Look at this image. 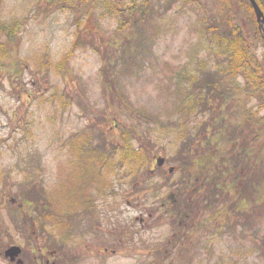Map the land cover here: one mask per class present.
Segmentation results:
<instances>
[{
	"label": "rangeland",
	"instance_id": "rangeland-1",
	"mask_svg": "<svg viewBox=\"0 0 264 264\" xmlns=\"http://www.w3.org/2000/svg\"><path fill=\"white\" fill-rule=\"evenodd\" d=\"M226 17L261 58L262 32L246 0H0V47L11 52L0 66V264H10L2 254L9 244L49 246L46 256L57 251L59 264H264V208L256 193L254 201L244 197L251 209L242 206L247 199L237 205L249 214L234 228L219 221L182 236L173 215L184 187L193 185V166L184 171L181 158L194 156L202 137L236 140L231 182L211 187L228 190L224 197L202 194L196 205L184 197L183 209L211 201L224 210L247 177L264 176V142L248 120L264 115V103L246 95L222 102L225 90L211 84L222 55L207 30L225 33ZM128 18L133 26L122 29ZM199 91L206 103L192 110L188 103ZM72 138L87 139L84 157L72 155ZM125 142L146 163H120ZM94 149L115 166L100 181ZM158 157L165 160L160 167ZM98 184L110 187L102 193ZM75 187H85L89 210L77 197L65 199L77 195ZM171 193L176 206L167 208ZM49 194L75 227L66 219L62 229L34 223L37 209L50 208ZM212 211L198 209L196 224L211 222Z\"/></svg>",
	"mask_w": 264,
	"mask_h": 264
},
{
	"label": "trees",
	"instance_id": "trees-1",
	"mask_svg": "<svg viewBox=\"0 0 264 264\" xmlns=\"http://www.w3.org/2000/svg\"><path fill=\"white\" fill-rule=\"evenodd\" d=\"M246 1L249 12L251 13L252 16H254L252 7L250 6L248 0ZM256 1L264 13V0H256ZM144 3H147V0H144ZM131 4L135 5L136 0H131ZM131 13L132 14L129 17H131L134 14V11H131ZM133 22L134 21H132L131 18H128L126 22L122 23L121 28L124 29L126 26L132 27L134 24ZM226 25L228 28L225 33L215 31L216 28L213 26H209L207 30L211 34L210 42L214 43L217 46V48L219 49V53H221L222 55L220 64L217 67L219 78L217 81L215 82L213 81L211 83L212 88L216 92L222 88L225 90L226 95L222 100V102H224L227 97L229 100H232V98H234L237 95H246L248 97L254 98L257 101H260L261 103H264V55L261 58H258L257 53L255 51L256 49L251 47V45L249 44V42L246 40L243 33L241 32V29L235 23H233V21L229 17H226ZM17 27H15L16 30ZM257 31L259 30L257 29ZM10 33L14 35L15 32L11 31L9 32V35ZM261 42L264 43V38L262 35H261ZM9 49L10 48L8 45H2L0 47V66H2V68L7 67L6 65L8 64H4V62H6L11 57V52ZM71 53L72 51L66 55H71ZM57 67L63 69L62 68L63 66L62 67L57 66ZM8 75L9 73L7 74V77ZM9 77H13V76H9ZM190 83H191V87L196 88V84H195L196 82H190ZM206 98L207 97L205 95H202V92H200L193 98V101H190L188 103V106L191 107L192 110L200 108L203 104L206 103ZM211 99H213V97ZM212 110L213 108H211V113ZM248 115L249 112H247L246 117ZM214 120L215 122L213 125H217L221 129L222 124L220 120H218L217 116L214 118ZM248 120L258 126V133L256 135V140L260 142H264V115L259 116V112H256L251 117H248ZM213 137H217V134L214 135ZM202 138L203 139H201L200 142L194 146L195 147L193 149V151L195 152L194 156L188 153V155L181 158L183 161V164L181 165V169H185L184 171H186L189 170L190 166H193L192 177H190L193 185L184 187L183 189L184 191L189 190L188 191L189 195L188 193L184 194L182 200L184 203L185 202L184 197H185L186 201H189L188 203L190 205L194 203L196 205L197 201L200 200L201 197H203L201 196L202 194H204V196L207 195V197H208V193L209 195L213 194L214 199L215 196L221 195L224 197L226 195L224 192L228 190L226 191L218 190L213 193L211 187L212 185L213 186L218 185V183L221 187H227L228 186L227 183L230 184L231 182V179L229 181L226 179L228 175L232 176L231 162H234L233 158H234V149H235L236 140L233 137L222 136L220 137V141L214 144L213 142L210 141L208 137H206V139H204V137ZM77 139L72 138L71 140H69V145L71 147L70 151L72 155L75 154L78 157L81 156L84 157L85 155L83 149L86 147L85 143L87 142V139L86 138L84 139L80 138L78 140ZM82 143H84L83 148H81ZM124 146L125 148L123 149L122 157L120 158L121 160L120 163L130 162V164L135 165L137 168L142 166L141 163L143 161L144 162L146 161L145 160L147 158L146 155L141 150L139 151V149L131 148L128 142H125ZM202 146H204L203 148L205 149L203 148L201 149ZM199 148L200 151L198 150ZM214 150H217V152L214 153ZM90 152L96 154L95 157L96 164L94 165V167L96 168L98 174V181H100L101 178H103L102 171H104L106 168L107 171L108 170L114 171L115 166L114 164L111 163V161H109V158L107 156L100 154L98 151L97 153L95 149ZM89 161L91 160L89 159H87L86 161L83 160L85 164H87ZM228 165L230 166L229 167L230 171L227 173L226 170L228 169L227 167ZM90 167H91L90 169L94 168L93 166ZM84 174H86V172H84ZM71 178L74 179L76 178V176L73 175ZM261 179L263 181H261ZM191 181L190 182L188 181L189 182L188 184H190ZM69 185L70 183H68L66 187H68ZM179 185L181 187L182 183L178 184V187ZM109 187L110 184H102L100 185L99 190L100 192L105 193ZM210 188L211 190L209 191ZM84 189L85 187H82V189L80 187H75L74 190L77 193V195L75 197H68L66 195L65 199L67 201L68 200L73 201V199L77 197L79 200H81L83 204L89 205L90 201L88 200L89 198L85 194L86 190ZM255 193L257 197L256 200L258 204V209L259 207L264 208V176L261 177L260 172H256V173L253 172L251 176L247 177L244 180L242 184V188L237 197L238 199L236 200L235 198L233 203L227 201V199L225 198L226 202L230 204V207L226 205L227 203L223 202L225 208L224 210H220L219 207L216 210H214V206L211 203V201H207V203L206 202L204 203L206 205V208H202L201 204H199L200 208L198 206H193L194 208L191 211L190 209L187 210L188 208L183 209L182 205L184 204L179 203L180 207H176V211L174 212L172 211L173 215L176 218L180 219L179 221H177L178 231L182 228L181 231L183 232L182 234L183 236L185 235V233L190 232V230H188L190 227L193 228L196 226V230L198 231H201L202 228L213 230V228L210 226L211 223H214L217 227V225H219V221H221L224 224V226L226 225L229 228L231 227L234 228L240 225V221L245 219V218L243 219L244 216H247L249 214L248 212L244 214L241 209H237V205L240 204L242 205L241 203L242 200L245 201L247 199V204L242 206L243 207L246 206L251 209L252 204L248 205V202H250L248 197L254 196ZM247 195L249 196L246 199H244V197H246ZM48 196L52 198L50 208L47 207V204H44L42 206V209L41 207L40 209H37V211L40 212V218L38 216L39 223L41 222V220H48L54 227H57L58 229L59 228L62 229L65 226L64 221L66 219L67 222L69 221L72 227H75V225L72 222L74 221L73 217L70 216L67 217V215H65L66 213L63 212L61 209L60 211L59 209L54 208V206H52L54 196H51L50 194ZM254 200H255V196L253 197V201ZM165 206H167L168 208V207L176 206V204L175 203L171 204L169 202H166ZM198 209H202L205 211L208 210V212L213 210L212 211L213 213L209 216L211 222L208 221L207 222L208 224L205 225L203 221H198L196 224L195 222L196 218L195 216H193V214H195V212L197 213ZM191 216L192 218H190ZM208 234L211 233L208 232Z\"/></svg>",
	"mask_w": 264,
	"mask_h": 264
},
{
	"label": "flooded vegetation",
	"instance_id": "flooded-vegetation-1",
	"mask_svg": "<svg viewBox=\"0 0 264 264\" xmlns=\"http://www.w3.org/2000/svg\"><path fill=\"white\" fill-rule=\"evenodd\" d=\"M14 204V202H13ZM34 231V230H33ZM14 244H9L8 246H12ZM7 246V247H8ZM49 246H42L37 249H21V260L22 264H59L54 261V257L56 256L57 251L53 250L48 253L46 256V252L48 251ZM3 251V250H2Z\"/></svg>",
	"mask_w": 264,
	"mask_h": 264
},
{
	"label": "water",
	"instance_id": "water-1",
	"mask_svg": "<svg viewBox=\"0 0 264 264\" xmlns=\"http://www.w3.org/2000/svg\"><path fill=\"white\" fill-rule=\"evenodd\" d=\"M248 1H249L250 5L253 9L256 22L258 23L259 28L262 30L263 26H264V13L262 12V10L260 9L259 5L257 4V2L255 0H248ZM263 33H264V31H263ZM163 162H164L163 158L157 159L158 166H161L163 164ZM171 197H172V195H171ZM20 254H21V249L17 246H12V247H9L8 249L5 250L4 257L9 259V261L12 263L16 262L17 264H21L22 262L18 258Z\"/></svg>",
	"mask_w": 264,
	"mask_h": 264
}]
</instances>
